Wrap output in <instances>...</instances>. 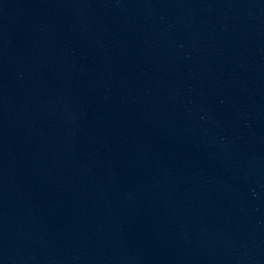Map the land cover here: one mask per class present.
Returning <instances> with one entry per match:
<instances>
[{"label":"water","instance_id":"water-1","mask_svg":"<svg viewBox=\"0 0 264 264\" xmlns=\"http://www.w3.org/2000/svg\"><path fill=\"white\" fill-rule=\"evenodd\" d=\"M0 264H264V0H0Z\"/></svg>","mask_w":264,"mask_h":264}]
</instances>
